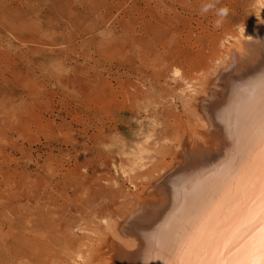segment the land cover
<instances>
[{
	"label": "rangeland",
	"instance_id": "1",
	"mask_svg": "<svg viewBox=\"0 0 264 264\" xmlns=\"http://www.w3.org/2000/svg\"><path fill=\"white\" fill-rule=\"evenodd\" d=\"M262 2L0 0V264H104L105 219L201 125L185 74L207 66L203 90L231 36L264 29Z\"/></svg>",
	"mask_w": 264,
	"mask_h": 264
},
{
	"label": "bare ground",
	"instance_id": "2",
	"mask_svg": "<svg viewBox=\"0 0 264 264\" xmlns=\"http://www.w3.org/2000/svg\"><path fill=\"white\" fill-rule=\"evenodd\" d=\"M231 37L235 42L224 47L222 67L214 77L205 76L203 90L192 82L207 66L182 79L191 97H185L186 106L201 125L194 138L183 136L170 153L167 173L136 196L132 211L105 219L114 239L100 250L104 264L238 261L258 246L264 228L259 188L264 29ZM135 149L132 157L145 160L144 150ZM82 264H94L93 258Z\"/></svg>",
	"mask_w": 264,
	"mask_h": 264
},
{
	"label": "snow or ice",
	"instance_id": "3",
	"mask_svg": "<svg viewBox=\"0 0 264 264\" xmlns=\"http://www.w3.org/2000/svg\"><path fill=\"white\" fill-rule=\"evenodd\" d=\"M260 219L264 223V115H262L260 128ZM179 264H193L192 261H180ZM203 264H264V228L261 229L260 242L252 251L246 254V258L238 261L213 260L204 261Z\"/></svg>",
	"mask_w": 264,
	"mask_h": 264
}]
</instances>
